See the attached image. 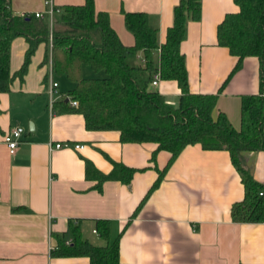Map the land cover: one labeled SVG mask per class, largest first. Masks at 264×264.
<instances>
[{"label": "crops", "instance_id": "crops-1", "mask_svg": "<svg viewBox=\"0 0 264 264\" xmlns=\"http://www.w3.org/2000/svg\"><path fill=\"white\" fill-rule=\"evenodd\" d=\"M45 1L11 0V9L18 17L33 16L45 12ZM50 1L59 11L53 22L64 7L83 4ZM177 3L94 0V8L108 14L120 42L132 47L134 39L125 29L122 12L154 18L161 45ZM237 11L234 0H201L200 20L187 22L180 51L192 94H217L234 68L236 59L218 46L216 31L226 15ZM40 20L49 24L46 14ZM27 47L23 38L12 42V74L20 69ZM50 48V43L39 45L23 81L14 80L10 92L0 94V264H90L86 257L52 255L61 240L71 244L68 229L75 220L108 221L122 264H264V221L246 223L231 216L232 207L244 198V188L229 154L188 146L168 166L171 155L165 151L151 161L156 150L152 143H121L116 131H87L82 115L64 111L74 109L67 101L74 85L62 76L67 86L61 88L55 79ZM126 61L140 66L142 53ZM81 75L98 77L88 67ZM52 82L63 98L53 103ZM150 88L177 106L180 92L175 82L160 80ZM258 92V61L245 58L218 93L213 118L222 113L239 130L241 98ZM17 128L23 130L21 142L10 155L3 137ZM56 144L82 148L51 150ZM238 159L264 192V151L240 153ZM113 163L136 171L128 184L104 181L98 186L96 178L86 176L87 164L107 176Z\"/></svg>", "mask_w": 264, "mask_h": 264}, {"label": "trees", "instance_id": "trees-1", "mask_svg": "<svg viewBox=\"0 0 264 264\" xmlns=\"http://www.w3.org/2000/svg\"><path fill=\"white\" fill-rule=\"evenodd\" d=\"M238 11L228 14L218 25L217 44L225 48L236 63L225 83L240 68L245 58L258 61L259 92L241 98L239 130H235L222 113L213 118L217 94H192L188 87L185 57L180 46L185 39L186 24L201 18V0H178L173 8L172 25L165 42H158V25L145 13L122 12L125 29L134 45L125 47L110 26L106 13L96 12L94 0H83L79 6H66L50 27L47 22L28 15L18 17L11 0H0V94L10 92L14 80L23 81L37 47L49 44L52 71L64 76L74 86L68 92L78 106L65 108L80 114L87 131H116L121 143L156 145L151 161L159 151L168 152V166L188 146L204 151H226L240 176L244 198L231 209L233 219L246 223L264 221L263 187L252 180L240 165L244 152L264 151V0H234ZM16 38L27 43L20 69L10 71V47ZM142 53L143 64L131 66L129 56ZM48 55L44 62H47ZM83 67L104 77L85 79ZM155 73L160 80L177 84L180 92L177 106L150 88ZM61 105H66L61 103ZM136 171L113 163L112 172L103 176L86 165V176L104 181L128 184ZM160 178L149 192L154 190ZM95 232V233H93ZM71 244L63 240L52 253L56 257H86L90 264H122L118 239L110 238L105 220L70 221Z\"/></svg>", "mask_w": 264, "mask_h": 264}, {"label": "built area", "instance_id": "built-area-1", "mask_svg": "<svg viewBox=\"0 0 264 264\" xmlns=\"http://www.w3.org/2000/svg\"><path fill=\"white\" fill-rule=\"evenodd\" d=\"M44 6L46 8L45 12L34 13V17L37 18V19H43L44 15L46 14V16L49 19V24H50V27H51L52 23H53V17H54L55 14H58L59 11L56 10L53 7V5H52L50 0L45 1ZM26 16L27 15H24V17H26ZM159 81H160V74L159 73H155L153 78H152L151 86L156 87L158 85ZM57 89H58V84L56 82H52L50 84V89H49L51 103H53L57 99H63L62 95H60L58 93ZM67 101H68L69 105L72 108H76L78 106L76 101H73V100H71L68 97H67ZM22 134H23V130L21 128H17L15 130L11 131L10 133L4 135L3 143L6 146V148H7V150H8L10 155H14L15 154V152H16V150H17V148H18V146H19V144L21 142ZM70 147H73L75 149L82 148L79 145L71 146L69 144H56L54 147L51 148V150L52 149H61V148H70ZM258 196L259 197H263L264 196V192L263 191L259 192ZM93 233H95V232H93Z\"/></svg>", "mask_w": 264, "mask_h": 264}, {"label": "rangeland", "instance_id": "rangeland-1", "mask_svg": "<svg viewBox=\"0 0 264 264\" xmlns=\"http://www.w3.org/2000/svg\"><path fill=\"white\" fill-rule=\"evenodd\" d=\"M57 17H55V19H56ZM93 73V72H92ZM95 73H93V75H94ZM98 74V77H100V78H102V77H104L105 76V74L103 73V72H100V73H97ZM95 78V77H94ZM55 79L61 84V88H66V86H67V82H66V80L64 79V78H56L55 77Z\"/></svg>", "mask_w": 264, "mask_h": 264}, {"label": "water", "instance_id": "water-1", "mask_svg": "<svg viewBox=\"0 0 264 264\" xmlns=\"http://www.w3.org/2000/svg\"><path fill=\"white\" fill-rule=\"evenodd\" d=\"M30 130L32 131V126H30Z\"/></svg>", "mask_w": 264, "mask_h": 264}]
</instances>
